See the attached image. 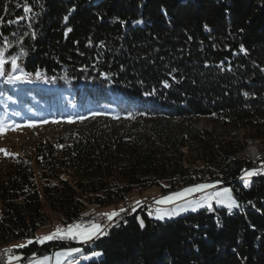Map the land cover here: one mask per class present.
<instances>
[{
  "label": "trees",
  "instance_id": "1",
  "mask_svg": "<svg viewBox=\"0 0 264 264\" xmlns=\"http://www.w3.org/2000/svg\"><path fill=\"white\" fill-rule=\"evenodd\" d=\"M5 38L6 59H19L0 76V118L70 130L0 153V249L35 239L45 207L72 225L90 205L210 182L231 187L235 210L213 201L157 220L138 205L90 242L18 251L23 262L80 246L73 264H264V144L252 160L198 128L264 127V0H0V48ZM22 73L31 82H9Z\"/></svg>",
  "mask_w": 264,
  "mask_h": 264
},
{
  "label": "rangeland",
  "instance_id": "2",
  "mask_svg": "<svg viewBox=\"0 0 264 264\" xmlns=\"http://www.w3.org/2000/svg\"><path fill=\"white\" fill-rule=\"evenodd\" d=\"M10 119H14V116H11L7 119H5L4 117H1L0 121H3L6 124L12 125L14 123V121H12V120L10 121ZM9 122H11V123H9ZM16 124L20 125V127L17 128L16 130H6L4 134L0 135V149L6 150L8 153L18 152L20 147H28L37 138L52 137L55 134L59 135L61 133H65V132L70 130L69 127L62 129L55 122L31 123V124L35 125V127H28L27 126V125H29L28 123H22V124L16 123ZM16 124H13V125H16ZM198 128L200 130L212 129L213 131L216 132V135L219 138L226 139L227 141H232V143H234L235 146L244 145L245 146V152H244L245 156L250 157L252 160H258L261 156L264 140L254 139L252 137H253V135H264V127L263 126H258L256 128H247V129H244L242 131H234L232 129H215V128L211 127L206 121H200ZM0 153L4 154V152H2V151H0ZM191 153L192 152H190V157H192V160H194L195 154L192 153V155H191ZM252 178H253V176L249 177V176H246V174H244L243 182L245 183V185L246 184L249 185L252 182ZM199 184H212V185H215V187L210 188V189H206L202 193H194V194H192V196L186 198L187 201L197 200L194 198L195 195H202L203 196L206 193H212V192H216V191L223 192L226 189L230 190L231 194H232V189L230 186H219L217 183L204 182V183H198L196 185L189 186V187H195ZM189 187H186V188H189ZM183 190L184 189H179V190L165 194L162 192L161 186H153V187H150V188L144 190L142 192V194H139V193L138 194L137 193L131 194L128 197V202L126 204H124V203L113 204V205H110V206H107V207H104L101 209H98L97 206H95V205H90L88 207L87 211L85 212V214L83 215V217L88 218L92 215H95V216L103 217V218L105 216L107 219V216L105 214H109L112 212H118L119 215L114 217L111 221L107 219L108 224H113L115 222V220L118 219L123 213L133 211V210L128 211V208H133V209L135 208V210L133 211V212H135L137 210L136 209L137 206L143 200H144V202H146V200H147V201L154 203V205L157 209L156 213L154 214V218L157 220H165L166 218H175V217L180 216L181 214L184 215L186 212H189V213H190V211L196 212V211L200 210L201 208H204V206H202V207L197 208V210L193 211V210H191V207L188 206L187 210H182L181 206L186 204V200H180V201H177V202L172 203V204H157L156 203L157 200H160L163 197L174 194L176 192H181ZM137 201H140V203L138 204ZM214 202H216V201L214 200ZM205 206H208L207 208L209 211L214 210L213 201H211L209 204H205ZM217 206L218 207H225L229 211H233L236 209V207L229 209L228 207L221 205L219 203H217ZM121 209H124L125 211H121ZM45 211L48 215V220L36 232V238L35 239H30V238L26 237V238H23V239H20V240L13 242L12 244H10L8 246V248L0 249V252L5 250L4 251L5 253L8 252L7 249L10 250L9 257L10 256L20 257V259H18V260L14 259L11 262H10L9 257H8V264H40V262H45V264H73L74 258H76L80 255L86 254V251L83 250L80 246H78V247H67V248L58 249L53 254H45L42 256H37L35 254H32L26 262H23L25 256L23 255V253L19 252L18 249L22 248L21 245H23V247H24L27 244H29V241L36 240L41 245L47 244V243H50L53 241H61V242L69 241V239L75 240L77 242V244L86 243V242H81L79 239H72V238H58V239L40 242L43 237L49 236L52 233H54L57 226H60L63 228H67L68 226H70V225H65L62 222L61 218L59 216H57L56 214L52 213L47 207H45ZM160 215H163L164 218L159 219L158 216H160ZM139 219H141L140 214H139ZM80 220L78 222H80ZM82 220H83V218H82ZM76 224H78V223H76ZM73 225H75V224H73ZM90 241L91 240H89L87 242H90ZM72 249H79L80 251H78V252L70 251ZM59 253H66V255L60 256V255H58ZM46 257L48 259L45 261ZM88 258H86V259H88Z\"/></svg>",
  "mask_w": 264,
  "mask_h": 264
},
{
  "label": "snow or ice",
  "instance_id": "3",
  "mask_svg": "<svg viewBox=\"0 0 264 264\" xmlns=\"http://www.w3.org/2000/svg\"><path fill=\"white\" fill-rule=\"evenodd\" d=\"M25 11L26 12H30L31 9L28 7H25ZM21 19H23V17H21ZM67 19V18H65ZM72 29L69 28L68 31L70 32ZM4 44L5 46L0 48V76L4 75V65L6 63H11V67L13 69V71L17 70L18 65H17V60L19 59L18 56H12L10 58V61L8 59H6L5 57V52L7 51V38L4 39ZM243 51V49H242ZM37 78H40L41 74L39 72L36 73ZM27 77H29L28 73H22L21 76H9L8 80L9 82H13L16 80H25ZM26 82H31L30 80H27ZM165 87H168L169 85L167 84V82H165ZM247 95V94H245ZM131 118V117H129ZM28 127H35V125L33 124H29L27 125ZM20 125H9L4 123L3 121H0V135L4 134L6 130H16L17 128H19ZM0 151L4 152V155L6 156H10L11 154L8 153L6 150L0 149ZM264 167V166H262ZM246 176H253L257 174V171H246ZM247 186V184L245 185ZM215 187V185L212 184H199L195 187H189L184 189L181 192H176L174 194L168 195L166 197H163L160 200H157L156 203L157 204H172L175 203L177 201L180 200H186L187 197L192 196V194L194 193H202L204 192L206 189H210ZM215 200L217 203L224 205L226 207H228L229 209L233 208V207H237V201L233 198L231 191L230 190H224L223 192L220 191H216V192H212V193H206L205 195H203L199 200H190L187 201L186 200V204L181 206L182 210H187L188 206L191 207V210L195 211L197 210V208L204 206L205 204H209L211 201ZM137 203L139 204L140 201H137ZM121 211H125L124 209H121ZM159 211V210H158ZM107 216L108 220H112L114 217L118 216L119 213L118 212H112L109 214H105ZM159 219H163V215L158 216ZM105 233V229L102 227V225L98 224V223H92L89 226H84L82 224H75V225H70L67 228H63L60 226H57L56 230L54 233H52L49 236H45L42 238V240L40 242L43 241H48V240H53V239H58V238H72V239H79L81 242H87L89 240H92L93 238H97L101 235H104ZM29 243H31V241H29ZM21 247H23V245H21ZM70 251H75L78 252L80 251L79 249H72ZM58 255L63 256L66 255V253H59ZM99 255V254H97ZM18 260L20 259V257H16V256H10L9 260L10 262L12 260ZM48 258H45V261ZM40 264H45V262H40Z\"/></svg>",
  "mask_w": 264,
  "mask_h": 264
},
{
  "label": "built area",
  "instance_id": "4",
  "mask_svg": "<svg viewBox=\"0 0 264 264\" xmlns=\"http://www.w3.org/2000/svg\"><path fill=\"white\" fill-rule=\"evenodd\" d=\"M196 199L199 200L200 199V195H195ZM142 207L146 208V210H156V207L154 205V203L152 202H143V205H141ZM133 208H128V211H132ZM92 223H98L101 224L103 227H108V223H107V219L106 217L104 218H100V219H95V221L93 222H87V223H78V224H82L84 226H89ZM10 253H1L0 254V264H8V257H9Z\"/></svg>",
  "mask_w": 264,
  "mask_h": 264
},
{
  "label": "bare ground",
  "instance_id": "5",
  "mask_svg": "<svg viewBox=\"0 0 264 264\" xmlns=\"http://www.w3.org/2000/svg\"><path fill=\"white\" fill-rule=\"evenodd\" d=\"M143 202H144V200L139 204V205H143ZM146 202H150V201H147L146 200ZM148 211V210H147ZM150 211H152V210H150ZM153 212V211H152ZM105 217V216H104ZM100 218H103V217H98V216H95V215H92V216H90V217H83V220H82V218H81V220H80V222H76V223H87V222H93V221H95V219H100ZM76 223H74V224H76ZM73 225V224H72ZM5 251V250H4ZM4 251H2V252H0V254L1 253H5ZM7 251H8V249H7ZM7 253H9V251L7 252Z\"/></svg>",
  "mask_w": 264,
  "mask_h": 264
},
{
  "label": "crops",
  "instance_id": "6",
  "mask_svg": "<svg viewBox=\"0 0 264 264\" xmlns=\"http://www.w3.org/2000/svg\"><path fill=\"white\" fill-rule=\"evenodd\" d=\"M214 201V200H213Z\"/></svg>",
  "mask_w": 264,
  "mask_h": 264
}]
</instances>
